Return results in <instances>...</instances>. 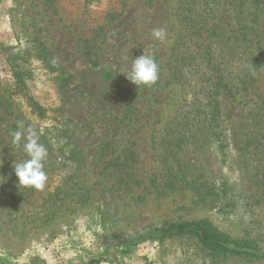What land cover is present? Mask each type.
Instances as JSON below:
<instances>
[{"label":"rangeland","instance_id":"1","mask_svg":"<svg viewBox=\"0 0 264 264\" xmlns=\"http://www.w3.org/2000/svg\"><path fill=\"white\" fill-rule=\"evenodd\" d=\"M176 1L0 0V264H264L214 258L189 236L159 239L165 226L207 220L264 254V146L252 159L246 143L264 123L254 131L252 106L223 88L203 94L185 108L194 136L169 142L194 96L176 74L194 91L205 77L182 66ZM143 53L160 68L150 100L126 78ZM257 86L264 96V72ZM21 122L49 153L43 190L14 174L28 158L12 143Z\"/></svg>","mask_w":264,"mask_h":264},{"label":"trees","instance_id":"2","mask_svg":"<svg viewBox=\"0 0 264 264\" xmlns=\"http://www.w3.org/2000/svg\"><path fill=\"white\" fill-rule=\"evenodd\" d=\"M155 1L147 0V3L154 4ZM176 2L178 15L181 17L178 55L182 56V66L202 67L205 70V77L200 80L203 84L194 91L197 84H193L192 78L187 79L182 73L176 74L181 93L188 97L194 93V96L191 99L184 96L176 110L175 117L170 123L174 129L169 128V131H173L171 136L175 142L172 140L169 142L175 143V147H178L179 144L190 141L194 136L190 134L194 126L189 115L185 113V108L190 104L196 107L202 99L201 95L204 94L203 98H210L212 96L210 93L219 88L228 92V100L231 102L237 103L240 99L239 104L252 106L251 115L260 118L253 120V128L256 131L257 126L264 123V96L257 86V78L264 72V0ZM184 60L187 61L183 63ZM94 67H97L96 64ZM103 73L108 79L112 77L120 79L116 74L106 71ZM155 85L160 87L161 81L158 79L141 98L150 100ZM160 91L162 94V90L157 88V94ZM139 109L135 107V111ZM259 131L264 132V128ZM195 140L198 141L197 136ZM246 143L251 149L252 159H256L258 153L260 154L259 147L264 146V137L259 140L250 138ZM13 190L15 191L16 187L11 189ZM158 233L162 234L159 238L162 240L189 236L214 258L244 257L253 261L264 259V254H260L263 249L258 248L256 243L247 239L233 240L207 220L171 224L158 230Z\"/></svg>","mask_w":264,"mask_h":264},{"label":"clouds","instance_id":"3","mask_svg":"<svg viewBox=\"0 0 264 264\" xmlns=\"http://www.w3.org/2000/svg\"><path fill=\"white\" fill-rule=\"evenodd\" d=\"M151 36L154 39L164 41L166 31L162 28L153 29ZM55 63V61H53ZM160 68L156 60L144 53L132 61L131 69L126 78L137 87L143 85L150 87L159 79ZM12 143L20 146L27 154V159L14 162V174L18 179V186L43 190L48 181L46 163L48 150L44 144L40 143L38 132L31 126L24 128L23 122L18 126V130L11 133ZM0 179H6L0 177Z\"/></svg>","mask_w":264,"mask_h":264}]
</instances>
